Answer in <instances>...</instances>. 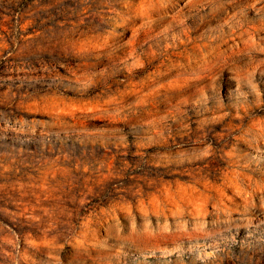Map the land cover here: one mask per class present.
Listing matches in <instances>:
<instances>
[{"label":"rangeland","instance_id":"rangeland-1","mask_svg":"<svg viewBox=\"0 0 264 264\" xmlns=\"http://www.w3.org/2000/svg\"><path fill=\"white\" fill-rule=\"evenodd\" d=\"M0 264H264V0H0Z\"/></svg>","mask_w":264,"mask_h":264}]
</instances>
